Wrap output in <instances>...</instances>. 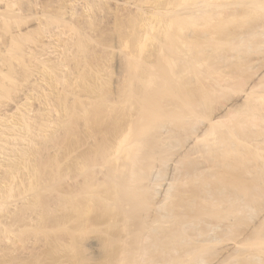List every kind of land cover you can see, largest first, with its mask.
<instances>
[{"label": "bare ground", "instance_id": "bare-ground-1", "mask_svg": "<svg viewBox=\"0 0 264 264\" xmlns=\"http://www.w3.org/2000/svg\"><path fill=\"white\" fill-rule=\"evenodd\" d=\"M21 1L0 0V30L1 28L3 30L1 34H4L6 29L15 30L13 27L16 28L18 23L21 26L29 21V25L36 24L32 26L35 30L40 29V35L47 30H50L49 35H52L50 32L53 33V30L49 28L55 25H51L61 23L64 18L62 14L59 16L53 14L55 17L52 14H46L48 10H44V7L46 8V5H42L44 1L31 0L30 3L33 2L31 7L35 6V12H37L31 17L32 19L35 17L34 22L32 19L25 21L26 16H29L25 11L28 7L25 6L27 8L24 9L22 4L25 1ZM94 1L96 2L93 0V3ZM146 1L149 2V0ZM151 1L154 2L155 7L152 3L154 9L148 10L152 12L154 20L152 17L149 18V14H146L147 17L138 14L134 18L129 15L131 19L127 18L128 21L124 22L117 19L119 26L116 22V29L119 28L118 32L117 30L115 32L122 33L120 36L125 37L122 45L127 49L130 43L132 45L131 47L129 45L128 51L126 50L127 54L125 52L128 59L127 63L124 62L126 68H123L127 69L125 70L127 74H124L126 77H121L122 82L118 83L119 88L115 84V88L117 87L115 93L110 91V79L108 82L107 78L105 80L101 78L106 68L110 69L106 67L108 57H100L103 59H101L103 63L100 64V66L104 64L102 67L98 65L99 63H94L97 59L96 61H93L94 58L91 60L90 45L95 38L83 33L84 31L82 32L79 27L81 31L75 28L77 38L73 34L72 37L65 36L64 39L62 31L69 29L64 28L63 23L61 31L63 39L58 34V39L63 40V44L60 41L63 46L61 47L62 52H59L54 62L50 61V63L53 62L51 64L39 57L44 64L39 66L37 71L43 80H47V85L53 90L57 91L59 85H62L64 93H56L55 99L44 97L43 99L47 100L43 103L47 104L48 112L43 110L47 113L35 116L36 118L28 116L29 113L24 112L27 109L19 111L16 120L12 117L16 116L13 115L14 113L12 115L7 112L0 114V158L3 157L6 161L2 163L4 172L0 174V234H4L7 239L9 235L14 236L15 232L19 233L16 236H20V239L24 236L23 240L26 239L27 234L31 235L27 233V228L24 231L13 230L15 222L9 221L13 213L8 208L13 204L10 203V199L17 195V190L20 188L15 186L19 184H14V180L18 173L25 169L27 170V174L24 173L26 177H22L21 173L19 177L21 175L23 180L25 179L22 181L23 185L25 184L24 191L27 190V193L34 197L29 199L33 202L30 201L28 209L35 208L39 214V220L43 221V225L36 223L37 232H42L40 234H46V232L48 234L50 231L48 236L53 233L59 235L64 229H68V223L72 224V219L67 220L70 214H74L76 218L73 220L77 219L75 222H79L73 234H76V231L86 233L90 229L87 225L94 221V217L93 221H90L89 216L95 208L104 207L105 209L107 207L106 211L110 209L112 217L113 215L116 217L118 213L114 210L120 211V216L118 214L117 217L121 219L123 215L122 220L119 219L122 224L120 221L118 223L124 226L119 230L122 229L123 232L120 231L125 234L120 235L117 230L120 237H115L114 233V236L109 238L111 241L108 239L110 243L107 239L105 242L102 240L105 243L107 254L106 258L104 257L105 261L103 262L104 258L101 259L100 264H204L206 260L208 261L206 254H216L215 244L225 241L219 231H222L223 235L224 232L237 233L241 230L239 228L245 220L250 221L249 219L253 217L257 204L264 198V0ZM147 2L145 4L143 1L146 7ZM97 3L89 4L92 7ZM27 5L31 8V4L27 3ZM137 6H139L138 2ZM91 7L90 9L86 7L89 13L94 10ZM96 7L93 8L97 10ZM21 12L26 15L20 16ZM23 19L24 21L21 22ZM89 19L90 17L86 22L90 21ZM13 22L15 24L12 27ZM91 22L88 26L91 25L90 28H93L95 22ZM18 30L22 31L20 27ZM18 30L15 31L16 33L10 32L11 35L5 31L7 34H4V39L0 35V42H4L2 39L5 40V36H10L9 39L6 38L11 46L9 50L11 54H9L13 60L21 61L24 59L23 47L29 41L27 38L29 32L27 35L25 33L29 30L24 31L23 35H18ZM65 30L63 32H66ZM67 32L69 34L72 31ZM67 32L63 35H67ZM58 33H60L59 30ZM34 34L37 35V32ZM39 37L36 36V38ZM6 41L4 43H7ZM56 46L55 44V48L58 47ZM143 52H147L145 57ZM8 56L5 61L10 65L11 58ZM2 74L0 71V78ZM108 75L111 76L110 73ZM6 78L11 79L9 76ZM41 80L39 82H42ZM77 80V84L81 82L82 86L79 84L77 88L81 87V91L86 90L88 94L90 93L88 98L90 97V100L94 98L95 104L92 101V105L86 104L83 102L84 99L79 97L82 93L76 94L77 88L75 89L76 82L74 81ZM0 91L2 94L6 92V87L1 81ZM70 95H74L73 97L79 95L75 97L78 100H69ZM53 100L54 103H52ZM72 123L78 128L80 126L82 133L84 127H90L93 132L85 129V133L89 132L92 138L93 133L96 134L98 131L96 129H99L97 132L99 135L100 129H105L108 124L109 129L104 131L109 132V136L108 134L103 135V141L97 142L96 147L94 142L91 143L92 146H87L86 153L83 152L84 154L75 158L77 163L74 167L77 170L73 173L77 172V175L75 173L77 177L74 175L79 182L78 186L74 185L77 189L76 191L72 189L73 192L71 190L70 193H67L68 191L63 193L58 190V186H62L61 184L67 177L66 171L71 167L64 170L61 166L62 162L55 161L56 159L50 161L51 158H47V162L44 159L45 162L42 159L41 161L35 159L41 155L42 146L50 147L51 143L58 142L59 138L62 139L60 135L64 137L67 135V139L70 136L77 137V132H79L81 136L80 130L73 127ZM104 125L105 127L100 128ZM85 133L79 137V139L84 137L83 142H85V137L89 136ZM79 139H77L78 142ZM201 178L202 182L199 181ZM66 179L69 180L70 177ZM42 183H47L46 189H51L53 194L58 190L57 196L53 198L56 194L54 196L50 194L52 198L49 197V199L44 196L41 189L44 186H41ZM178 183L179 186L181 184L179 188L182 189L178 188ZM193 185L194 188L200 187L198 188L200 192L190 190ZM57 206L64 209V212L71 213L66 216L67 213L64 214L61 210L60 216L57 215L58 211L54 214L57 209L60 210ZM4 211L6 215H10H7L9 218L6 216L7 222L1 220ZM23 211L25 212V209ZM102 211L106 212L103 209ZM23 214L26 215L22 212V216ZM105 214L110 218L109 214ZM60 217H63L65 224L69 221L66 224L67 227L60 221ZM113 218H111L112 221L118 219ZM17 219L20 220V218ZM134 219L138 223L132 226ZM22 220L24 219H21V222ZM117 221H114V224ZM44 222L53 225L52 227L44 225ZM118 223L117 225H120ZM85 224H87L86 227ZM256 228L254 236L247 235L242 240L239 239L240 241L225 245L222 248L225 258L221 255L222 258H219L218 264H227L228 261L230 264H240L238 261L240 256L247 261L251 258L252 263H255L253 259L260 263L264 257L260 254L264 253L261 251L264 248H262L264 246V224ZM110 229L112 230L111 227ZM108 232L105 234L111 237ZM55 238L59 239L57 235ZM115 244L117 248L113 246ZM64 245L61 246L64 247ZM66 245L64 248L59 245L57 249L53 247V251L50 250L48 254L51 257L48 256L55 260L51 259L53 261L50 262L46 254L43 260L47 259L48 262L45 263L46 261L43 260L40 262L60 264L62 260L65 261L64 264H87L81 255L82 251L79 250L80 245L76 244V241L66 242ZM97 245L96 242L91 243V247L99 251ZM100 250L101 253L104 249ZM58 258L61 259L58 260L59 263L56 261ZM242 261L241 263L244 264ZM1 264L4 263L1 262Z\"/></svg>", "mask_w": 264, "mask_h": 264}, {"label": "rangeland", "instance_id": "rangeland-1", "mask_svg": "<svg viewBox=\"0 0 264 264\" xmlns=\"http://www.w3.org/2000/svg\"><path fill=\"white\" fill-rule=\"evenodd\" d=\"M21 1V0H20ZM23 1V0H22ZM21 1V2H22ZM25 2H23V4L22 5H24V9H26L27 7V9L25 10L27 13L26 14H28L29 16H26L27 18H25V21L27 20H29V19H32L31 17L32 16H34V14H36V12H35V6H34V8H32L31 6H32V3H30L31 2V0H24ZM34 1V0H33ZM43 3H42V5L44 4V6L46 5V8L44 7V10H48L47 11V13L46 14H48L49 13V15L50 14H55L56 16H57V14H58V16L59 15H61L62 16V18L64 19H62V21H61V23L60 22H57V23H55V24H53V25H51V26H54V27H50L49 29H52L53 30V33H51L50 32V34H52V35H49V31L50 30H47V31H45L44 32V34L43 35H40L41 33H40V29L37 31V30H35L32 26H34V24H31L32 22H31V20H30V24L31 25H29V21H28V23H23V24H21V26L19 25V23L17 24V26H18V28L20 27V30L22 29V31H20L19 32V30H18V28H17V26H16V28H14L13 27V25L15 24L14 22H13V24H12V27H13V29H15V30H12L13 31V33L16 31V30H18V35H20V34H22L23 35V32L24 31H26V30H29V31H27L25 34L27 35V33H28V36H27V38H29V41H27V43H25V45H24V47H23V51H24V59H21V61L18 59V60H13L12 58H11V52L9 51V50H11V46H9V38H10V36H5V40H3L4 39V34H7V33H5V31L6 32H8V33H10V32H12V31H8L7 29L4 31V34H1V30H2V28H1V30H0V35H2L3 36V39H2V41H6V38H8L7 39V43H8V45H7V43H2V42H0V51H3V52H0V71L3 73L2 75H1V78H0V81L2 82V84L6 87V92H4L3 94H2V92L0 91V111L2 112V113H0V114H3V113H5V112H7V113H9L10 115H12L13 113V115H16V116H12V117H14L13 119L14 120H16L17 118V113H19V111L21 112V111H24L25 109H27V110H25L24 112H26V114H28V116H30V117H32V118H36V117H38V116H40V115H42V113H47L48 111H47V104L46 103H43L45 100H47V99H43L44 97L45 98H48V97H50V99L52 98H54V96L56 95V93H64V87L62 86V85H59V89L57 88V91L56 90H53L52 89V87L51 86H49V85H47L48 83H47V80L46 79H44L43 80V77L41 78V76H40V73L37 71L39 68V66H41V65H43L44 64V62H47L48 63V61H49V63H50V61H52L53 60V62L56 60L55 58H56V56H58L59 55V52H62V48L61 47H63L61 44H63V38L65 39V36H73V34L74 35H76V38H77V34L75 33V28L76 29H78V30H80V29H82V32L83 33H86V35H89V36H91L92 38H95V40L91 43V45H90V48H91V60H93L92 58H94V60L93 61H96V59H97V61L96 62H94L95 64L97 63H99L98 65L100 66V64L101 63H103V61L101 62V59L103 58V57H108V60L106 61V67H110V69L109 68H106V72H104L101 76V78L103 79V80H105L106 78H107V80H108V82H109V79H110V82H111V84H110V82H109V87L111 88H109L110 89V91H112V93H115L116 91H115V89H117V87H118V85L120 84L119 82H122L121 80H122V78L124 77V74L126 73V71L125 70H127V69H123L124 67L126 68V64L125 63H127V61H128V59L126 58L127 56H126V54H127V51L129 50V48L131 47V43L129 44L130 45V47H129V45H128V49L127 48H125L122 44H123V42H125V37L123 36V38H122V36H120L122 33H117L118 32V28L116 29V24L120 21V22H124V21H128V19L131 17H129V15H132L133 17L132 18H134V17H136V15L138 16V14H139V16H143V15H145L146 17H147V15L149 16V18L150 17H152V12H150L149 10H151L152 11V9L151 8H153L154 9V7H155V5H154V2H152L151 0H149V2L151 3H149V2H147L146 0H99V3H97L98 2V0H96V2L95 3H97L98 4V6H97V4H96V6H90V4L89 3H91V4H95V3H93V0H41ZM41 1H40V3H41ZM57 1V2H56ZM88 1H90L88 4H89V7H91L92 9H94V10H92L93 12H91L90 10V13L92 14H90L89 12H88V10L86 9V7L88 8V9H90L89 7H88V4H87V2ZM138 2V5L139 6H137V2ZM143 1H144V3L145 2H147V7H146V3L144 4L143 3ZM153 1H156V0H153ZM50 2V3H49ZM60 2V3H59ZM79 2V3H78ZM107 2H108V5H107ZM128 2V3H127ZM24 3H26V4H24ZM27 3L28 4H31L30 5V7L31 8H29V6L27 5ZM52 3V4H51ZM62 3V4H61ZM73 3V4H72ZM78 3V4H77ZM136 3V4H135ZM152 3H153V6L154 7H152ZM56 4V5H55ZM80 4H82V5H80ZM85 4V5H84ZM144 4V5H143ZM149 4V5H148ZM156 4V3H155ZM119 5V6H118ZM141 5L143 6V7H141ZM150 5H151V7H150ZM25 6H27V7H25ZM61 6H63V7H61ZM99 6H100V8H99ZM133 6V7H132ZM58 7H61V9L59 8V10H57V8ZM93 7H96L97 8V10H95V8H93ZM108 7V8H107ZM116 7H118V8H116ZM120 7V8H119ZM130 7V8H129ZM132 7V8H131ZM135 7V8H134ZM73 8V9H72ZM127 8V9H126ZM129 8V9H128ZM142 8H146L147 9V11H145L144 9H143V11H142ZM28 9H30V10H28ZM83 9V10H82ZM99 9V10H98ZM119 11H118V10ZM149 9V10H148ZM33 10V11H32ZM55 10H56V12H55ZM65 12H64V11ZM76 10V11H75ZM85 10H86V12H85ZM122 10V11H121ZM129 10V11H128ZM132 10V11H131ZM25 11H24V13H25ZM84 11V12H83ZM95 11V12H94ZM97 11V12H96ZM118 11V12H117ZM138 11H139V13H138ZM141 11L143 12L142 13V15L140 14L141 13ZM35 12V13H34ZM52 12V13H51ZM60 14H59V13ZM77 12V13H76ZM23 12H21V15L20 16H22V15H24V13L22 14ZM32 13V14H31ZM79 13V14H78ZM81 13H83V14H81ZM94 13V14H93ZM95 13H97V15L95 14ZM123 13V14H122ZM151 13V14H150ZM25 14V15H26ZM68 14V15H67ZM91 15V16H89V15ZM115 14H116V16H115ZM125 14H127V15H125ZM135 14V15H134ZM147 14V15H146ZM24 15V16H25ZM49 15H47V16H49ZM51 15V16H52ZM55 15H53L54 17H55ZM88 15V16H87ZM93 16V17H92ZM95 16V17H94ZM144 16V17H145ZM30 17V18H29ZM36 17H38V16H36ZM73 17V18H72ZM75 17V18H74ZM90 17V21H88V22H86V20H88V18ZM145 17V18H146ZM21 19H22V17H20ZM19 18V19H20ZM35 18V17H34ZM34 18L32 19V21L34 20ZM92 18V19H91ZM116 18V19H115ZM123 18H124V20H123ZM128 18V19H127ZM69 19V20H68ZM117 19H119V21L117 22ZM123 21H122V20ZM127 19V20H126ZM131 19V18H130ZM148 19V18H147ZM37 20V19H36ZM35 20V22H37ZM152 20H154L153 19V17H152ZM20 21V20H19ZM18 21V22H19ZM22 21H24V19L23 20H21V22ZM82 21V26H81V24H80V22ZM91 21H94L95 23V25H93V28H90V27H92L91 25H89L88 26V24H91V23H93V22H91ZM20 22V23H21ZM34 22V21H33ZM91 22V23H90ZM117 22V23H116ZM17 23V22H16ZM59 23L61 24V25H59ZM65 24V25H63V27L64 28H66V29H69V30H67V31H72L71 33H69L68 34V32H67V35L65 34V35H63L64 33H66V32H63L62 31V24ZM85 23V24H84ZM27 24V25H26ZM72 24V25H71ZM78 24V25H77ZM25 25V26H24ZM36 25V24H35ZM58 25V26H57ZM67 25V26H66ZM69 25V26H68ZM29 26V27H28ZM57 26V27H56ZM72 27V29H71V27ZM76 26H78V28L76 27ZM118 26H119V23H118ZM23 27V28H22ZM31 27V28H30ZM69 27V28H68ZM79 27H80V29H79ZM31 29V31L32 30H34V31H32V33H31V31H30V29ZM54 28V29H53ZM84 28V29H83ZM3 29H5V28H3ZM37 29V28H36ZM71 29V30H70ZM51 30V31H52ZM58 30H59V32L60 33H58ZM117 30V32H115ZM55 31H56V33H55ZM61 31H62V36H63V38H62V36H61ZM81 31V30H80ZM2 32H3V30H2ZM17 32V31H16ZM15 32V33H16ZM35 32H37V35H38V37H39V35H40V37L39 38H36V34H34ZM41 32H43V30H41ZM47 32V33H46ZM120 32V31H119ZM90 33V34H89ZM57 34V35H56ZM58 34L60 35L59 37L60 38H62V39H58ZM72 34V35H71ZM9 35H11V33L9 34ZM30 35V36H29ZM35 35V37H33ZM47 35V36H46ZM43 36V37H42ZM120 36V37H119ZM126 36V35H125ZM46 37V38H45ZM49 38V40H48V38ZM52 37V38H51ZM55 37V38H54ZM56 37H57V39H56ZM39 39V40H38ZM41 39V40H40ZM45 39V40H44ZM118 39V40H117ZM123 41H122V40ZM58 40V41H57ZM0 41H1V39H0ZM48 41H50V42H48ZM60 41L62 42L61 44H60ZM97 41V42H96ZM120 41H122V42H120ZM42 42H44V43H42ZM55 43L57 46V48H55V44H52V43ZM96 42V44H94ZM100 42V43H99ZM155 42V41H154ZM99 43V44H98ZM58 44H60V45H58ZM48 45V46H47ZM54 45V46H53ZM53 46V47H52ZM48 47V48H47ZM93 47V48H92ZM50 48H51V51H50ZM60 48V49H59ZM6 49V50H5ZM47 49V50H46ZM54 49V50H53ZM108 50V51H107ZM127 50V51H126ZM38 51H40V52H38ZM100 51H101V53H100ZM6 52V53H5ZM43 52V53H42ZM46 52V53H45ZM56 52V53H55ZM96 52V53H95ZM110 52V53H109ZM125 52H126V54H125ZM10 53V54H9ZM35 53V54H34ZM55 53V54H54ZM144 53V57H145V54H147V52H143ZM143 53H142V56H143ZM9 56H8V55ZM61 54V53H60ZM99 54V55H98ZM109 54H111V55H109ZM38 57H36V56ZM39 55V56H38ZM45 55V56H44ZM99 56V58H98V56ZM7 56H8V58L10 57L11 58V63H10V65H9V63H6V59H7ZM49 56V57H48ZM94 56V57H93ZM39 57L42 59L43 58V60H44V62H43V60H40L39 59ZM97 57V58H96ZM100 57H102L101 59H100ZM36 60H35V59ZM49 58H50V60H49ZM58 58V57H57ZM17 59V58H16ZM125 59H127V60H125ZM13 60V61H12ZM99 60V61H98ZM103 60V59H102ZM123 60H125V61H123ZM92 61V62H93ZM53 62H51V63H53ZM125 62V63H124ZM2 63H3V65H5V67H3V65H2ZM50 63V64H51ZM30 64V65H29ZM111 64V65H110ZM125 64V65H124ZM33 65V66H32ZM38 65V66H37ZM102 65H104V64H102ZM102 65L100 66V67H102ZM109 65V66H108ZM2 66V67H1ZM31 66V67H30ZM122 66V67H121ZM28 67V68H27ZM35 67H37V69L35 68ZM118 67L120 68V69H118ZM4 68V69H3ZM32 68H34V69H32V70H34L33 72H32V70L31 69ZM113 68V69H112ZM36 69V70H35ZM107 69L109 70V71H107ZM25 71V72H24ZM29 73H28V72ZM49 71V70H48ZM124 71V72H123ZM27 72V73H26ZM118 72V73H117ZM123 72V73H122ZM33 73V74H32ZM105 73H107V75L105 74ZM111 74V76L110 75H108V74ZM117 73V74H116ZM7 76H6V75ZM31 74V75H30ZM123 74V75H122ZM127 74V73H126ZM3 75H4V77H5V79H4V77H3ZM9 76V78H11V79H8V78H6V77H8ZM105 76V77H104ZM107 76V77H106ZM104 77V78H103ZM122 77V78H121ZM126 77V76H125ZM124 77V78H125ZM36 78V79H35ZM112 78V79H111ZM14 79V80H13ZM39 79V80H38ZM42 79V80H41ZM37 80V81H36ZM42 81V82H39V81ZM80 80V79H79ZM106 80V81H107ZM120 80V81H119ZM124 80V79H123ZM81 81V80H80ZM74 82H76V87H75V89L77 88V87H79V86H81V82H79V84H77V82H78V80L77 81H74ZM101 82H104V81H101ZM41 83H42V85H41ZM119 83V84H118ZM117 85V87L115 88V86ZM74 85V86H75ZM79 85V86H78ZM48 86V87H47ZM41 87H44V88H41ZM49 87H51V88H49ZM82 87V86H81ZM80 87V89L79 88H77L76 89V94L78 93L79 95H75V97L76 96H79L80 98H83L82 100H83V102H85L86 104H91L92 105V103H94L95 104V100H94V98L92 99L91 98V100L88 98V95L90 94H88L87 93V91L86 90H83V91H81V88ZM47 88H48V90H47ZM119 88V87H118ZM38 89V90H37ZM61 90V91H60ZM42 91V92H41ZM50 91H52V93H50ZM78 91V92H77ZM81 91V92H80ZM45 92V93H44ZM80 92V93H79ZM29 93V94H28ZM31 93V94H30ZM50 93V94H49ZM55 93V94H54ZM27 94V95H26ZM44 94V95H43ZM86 94V95H85ZM111 94V93H110ZM42 95V96H41ZM48 95V96H47ZM82 95H84V97L82 96ZM111 95H115V94H111ZM47 96V97H46ZM74 95H70V98H73V99H70L69 97H68V99L69 100H71V101H77L78 99H76L75 97H73ZM99 96H100V94H99ZM75 98V99H74ZM88 98V99H87ZM55 99V98H54ZM90 100V101H89ZM95 102H94V101ZM81 101V100H80ZM91 101H92V103H91ZM55 101L53 100V102L52 103H54ZM23 103V104H22ZM84 103V104H85ZM25 104V105H24ZM41 104V105H40ZM46 104V105H45ZM94 104H93V106H94ZM7 105H8V107H7ZM7 109H6V108ZM44 107L46 108V109H44ZM43 108V109H42ZM33 109V110H32ZM5 110V111H4ZM39 110H41V111H39ZM43 110H45V111H47V112H43ZM10 111H11V113H10ZM28 112V113H27ZM40 112H41V114H40ZM36 116V117H35ZM109 119V118H108ZM106 121H107V119H106ZM105 123V122H104ZM103 123V124H104ZM73 125V127H75V128H77L78 130H80V132H81V136H83V133H85V129H88L87 131H91L92 129L90 128V127H84L85 129H83L84 130V132L82 133V130H81V128H80V126H79V128L78 127H76L77 125H75L74 123H72ZM88 124V123H87ZM86 124V125H87ZM107 124V123H106ZM108 124H110L109 123V121H108ZM107 124V125H108ZM75 125V126H74ZM88 125H91V124H88ZM107 125H106V128H107ZM84 126H85V124H84ZM98 126V125H97ZM101 127H105V125L104 126H100V128ZM74 128V129H75ZM90 128V129H89ZM93 128V127H92ZM97 128H99V127H97ZM104 129V128H101L100 129V132L102 133H100L99 132V135H97V132L99 131V129H96V126L93 128L94 130L96 129V134L95 133H93V138L88 134L89 132H87V133H85L86 135L88 134L89 136H86L85 137V142H83V138L82 139H79V137H81L80 135H79V132H77L78 133V136L77 137H68L67 139H66V137H67V135H65V137H64V135H60V137H62V139L61 138H59L60 140H58V142H56V141H54L53 143H51L52 145H50V147L48 146H42V149L40 150L41 152H40V154L42 155H40V156H38V158H36L35 160L37 161V159H40L39 161H41V159L43 160H45L46 161V159L47 158H51L50 159V161L52 160L53 161V159L55 160V161H57V160H59L60 162H62L61 163V166L63 167V169L65 170L66 168L68 169L69 167H71L72 168V171H71V168H69L66 172H67V177L66 178H68V177H70V179L68 180V179H66L65 178V180H68L67 182L64 180V182L61 184V182L59 183V184H61L62 186H58V190L60 191V192H63V193H66L67 191V193H70L71 192V190L73 189V190H75L76 191V186H78L77 184L79 183V182H77V179H75L77 176V172H74L73 173V171L75 170H77V169H75V163H77V161H75V160H77V159H75V158H78V156L79 155H81V154H84L83 152H87L86 150H88V147L87 146H92L91 145V143H93V144H96V145H94L95 147L98 145L97 144V142L98 143H100L101 142V140L103 141V139H102V136L103 135H107L109 132H106V131H104V130H108L109 128H107V129ZM76 129V130H77ZM101 130H103V131H101ZM92 132H93V130H92ZM91 133V132H90ZM103 133H106V134H103ZM94 135H96V136H94ZM101 135V136H100ZM69 136V135H68ZM98 136V137H97ZM107 136H109V134L107 135ZM106 136V137H107ZM95 137H97V138H95ZM105 137V138H106ZM71 138H74V140L72 141L71 140ZM87 138H89V139H87ZM91 138V139H90ZM104 138V137H103ZM63 139H64V141H63ZM77 139H79V142L77 141ZM80 140H81V142H80ZM87 140V141H86ZM59 141H60V143H59ZM64 142V144H63V142ZM88 141H89V145H88ZM62 142V143H61ZM76 142H78V143H76ZM87 142V143H86ZM68 143V144H67ZM79 143H81V144H79ZM58 144H59V146H58ZM63 144V145H62ZM75 144H79V145H75ZM83 144H85L84 146H83ZM53 145H55V146H53ZM69 145V146H68ZM81 145V147H78V146H80ZM18 146V145H17ZM52 146V147H51ZM61 146H63V148L61 147ZM65 146H67V147H65ZM93 146V147H94ZM45 147V148H44ZM58 147H59V150H58ZM66 148H68V149H66ZM90 148V147H89ZM92 148V147H91ZM43 149H45V150H43ZM48 149V150H47ZM55 149H56V152H55ZM60 149H61V151H60ZM44 152H43V151ZM57 150H58V152H57ZM84 150V151H83ZM52 151V152H51ZM63 151H64V153H63ZM45 154V156H44V154ZM175 153H177V152H175ZM40 157V158H39ZM43 157V158H42ZM46 157V158H45ZM3 159V160H2ZM43 160V162H45ZM48 160V159H47ZM188 160V159H187ZM6 161H4V158L3 157H1L0 158V174L2 175V172H4V166H3V164L5 163ZM47 162V161H46ZM3 163V164H2ZM186 163H187V161H186ZM74 164V165H73ZM68 166V167H67ZM24 170V169H23ZM69 171V172H68ZM65 172V173H66ZM78 172H79V170H78ZM20 173L21 174H23L22 175V177L24 176V173H25V175L27 174V170L25 169V171H20ZM20 173H18V176H16L17 178L14 180V184H21L20 186L19 185H15L17 188L18 187H20L17 191H18V193H17V195H14V197H12L13 199H10V203L12 204V206H10V207H8V208H10L11 209V213H12V211H13V213H12V217H11V220L9 219V221L11 222L12 221V223L13 222H15V224H13V230H16V231H18L19 229H21V230H19V231H24L26 228H27V233L29 232V233H31V235L29 236V234H27L28 236H25V240H23L24 238V236H22V239H20V236H16V235H19V233L18 232H15L16 234L13 236L12 235V237H10L11 235H9L8 236V239H7V237L4 235V234H0V241H1V244H0V264H1V262L2 263H4V264H36V263H41V264H43L44 262H40V260L42 261L43 259H44V257L46 256V254H47V256L49 255L50 257H51V255L50 254H48L49 252H50V250H52L53 249V247H56L55 245H58L57 243H59V245L61 246H63V244H65L66 245V242L67 243H69L70 241H72L73 243L76 241V244L78 243L80 246V248L81 249H79L80 251H82L81 252V255L83 256V258L86 260L85 262L87 263V264H98L99 262L100 263H102V261H101V259L103 260V258L105 257L106 258V246H105V241H106V239H107V242L108 243H110V241H111V239H109V238H112L113 236H114V233H115V237H120V235H123V234H125V233H122L123 232V230L122 229H120L119 230V228L121 227H123L124 225H121L122 223H121V221L120 220H122V216H121V219L120 218H118L117 216H118V214H119V212L120 211H118V210H114V211H116V212H118L117 213V216L115 217V215H113V217L114 218H118V219H115V220H113L112 221V219L111 218H113L112 217V215H110V209H108L107 211L109 212H107L106 211V208L104 209V207L103 208H101V209H98V208H95L93 211V213H91L90 214V218H89V220L90 221H95V219H96V221H95V223H94V221H93V223L92 222H90V225H87L88 224V222H87V224H85V227H86V225H87V227L89 228L90 227V229H89V231L87 230V232L86 233H82V232H79V231H76V234H73V233H75V231H73V230H75V229H77V224H79V222L77 223V221L75 222V220H77V219H75V220H73L74 218H76V216L74 215V214H70L71 212H64V209H61L60 207H58L57 206V208H60V210H58L57 208V210H56V212H54V214H57V211H58V214L57 215H59L60 216V213L62 212V213H67L66 214V216L68 215V214H70V215H72V217L70 218L69 216H67L69 219H67V220H71V222H72V224L71 223H68L69 221H67V225H68V227H67V225L63 222V221H65L64 219H63V217L65 216V215H63V217L60 219V221L63 223V225H66V227L68 228V229H64V231L61 233L60 231V234L58 235V233H51L52 235H50V236H48L49 235V233H50V231H49V233L47 234V232H46V234H47V236H46V234L44 235V234H40V233H42V232H37V224L38 223H41L42 225H43V221L41 222V220H39V214H38V212H37V210L34 208H31L30 207V209H31V211L33 212H31L30 211V209H28V207L30 206L29 204L31 203L30 201H32L33 202V200H29V199H32V198H34L33 197V195L31 194L30 195V193H27V190H25L24 191V189H25V184L23 185V182L22 181H24L23 180V178L21 177V175H20V177L22 178H20L19 177V174ZM70 173H73L72 175H69ZM75 173H76V175H75ZM76 177H75V176ZM66 176V175H65ZM26 176H24V178H25ZM72 177L75 179H72ZM19 178V179H18ZM20 179H21V182H20ZM74 180V181H73ZM202 180V178L199 180V181H201ZM202 182V181H201ZM188 183H190V181L188 182ZM187 183V184H188ZM200 183V182H199ZM44 185V186H43ZM46 185V186H45ZM73 185V186H72ZM74 185H76L75 187H74ZM21 186H22V189H21ZM24 186V187H23ZM41 186H43V188H41L42 189V193H43V195L44 196H46L48 199H49V197H51V196H54L55 194V196L53 197V198H55L56 196H57V191H55L54 192V194H53V191H51V189L49 190V188H47L48 189V191H47V189H46V187H47V183L45 184V183H42V185ZM177 186H178V188L181 186V184H180V186H179V183L177 184ZM61 187V188H60ZM187 187H190V186H187ZM75 188V189H74ZM191 188V189H190ZM189 189L190 190H193L194 192L196 191V192H200V189H198V188H200V187H195L194 188V185H193V187L191 186ZM63 189V190H62ZM179 189H182V188H179ZM186 189H188V188H186ZM64 190H65V192H64ZM73 190H72V192H73ZM20 191V192H19ZM74 191V192H75ZM21 192H23V193H21ZM25 192H26V194H25ZM29 192V191H28ZM264 192V191H263ZM263 192H262V194H263ZM31 193H33V192H31ZM20 194V195H19ZM50 194H51V196H50ZM53 194V195H52ZM264 195V194H263ZM17 196V197H16ZM29 200H27V199ZM52 198V197H51ZM50 198V199H51ZM28 203V204H27ZM260 203V204H259ZM258 204H257V208H256V211L253 213V217L251 218V219H249L250 221H247V220H245V223L239 228V229H241V230H239V231H237V233H233V232H228V233H226V232H224L225 234L223 235L222 233V231H219L220 232V234H221V236L223 237L222 239L223 240H225V241H221V242H219V244H215V251H216V254H218V256L216 255V254H206L205 256H207L206 258L208 259V261L206 260V262H204V264H218V262H219V258H225L223 255L225 254L224 253V250L222 249L225 245H227L228 243H233L234 241H240V240H242L245 236H247V235H252V236H254L255 234H256V230H257V228L255 229V227H258V226H260L261 224H264V198H263V200L262 201H260ZM11 204H9V205H11ZM28 205V206H27ZM262 205V206H261ZM27 206V207H26ZM106 206V205H105ZM152 206V205H151ZM54 207V206H53ZM55 207H56V205H55ZM54 207V208H55ZM100 208V207H99ZM9 209V210H10ZM25 209V212L23 211ZM102 209L104 210V211H106L105 213H107V214H109L110 216V218H108V216L102 211ZM26 210H28V211H26ZM34 210V211H33ZM61 210H63V211H61ZM65 210H67V211H69L68 209H65ZM258 210V211H257ZM61 211V212H60ZM22 212L23 213H26V215H24L23 214V216H22ZM60 212V213H59ZM115 212V213H116ZM150 212V211H149ZM256 212H258L257 214H256ZM114 213V214H115ZM3 214V215H2ZM1 215V220L3 219V221L5 222V220H6V222H7V218H6V216L8 215H6V211H4V213H2ZM102 214V215H101ZM111 214H113V213H111ZM122 214V213H121ZM151 214V213H150ZM15 217H14V216ZM21 215V216H20ZM61 215V216H62ZM98 215V216H97ZM8 216H10V215H8ZM7 216V217H8ZM18 216V217H17ZM25 216V217H24ZM31 216V217H30ZM100 216V217H99ZM119 216H120V214H119ZM4 217H5V219H4ZM14 217V218H13ZM21 217H23V218H21ZM93 217H94V219H93ZM9 218V217H8ZM17 218H20V220L19 219H17ZM25 218H26V220H25ZM28 218V219H27ZM65 219H66V217H64ZM113 218V219H114ZM13 219V220H12ZM21 219H24V220H22L23 222H21ZM30 219V220H29ZM56 219V218H55ZM63 219V220H62ZM93 219V220H92ZM109 219H111V220H109ZM120 219V220H119ZM15 220V221H14ZM28 220V221H27ZM98 220V221H97ZM116 220H118L117 221V223L120 221V223H118V224H120V225H117V223H115L114 224V221H116ZM16 221H18V223L16 222ZM110 221H111V223H110ZM261 221V222H260ZM75 222V223H74ZM37 223V224H36ZM113 223V224H112ZM134 223V224H133ZM138 222H136L135 221V219L133 220V222H132V226H135V224H137ZM41 224H38V225H41ZM49 225V226H51L52 227V225L53 224H51V223H49V222H47V223H45L44 222V225ZM51 224V225H50ZM70 224V225H69ZM124 224V223H123ZM115 225V227H112V226H114ZM130 225V226H131ZM36 226V227H35ZM75 226V227H74ZM249 226V227H248ZM29 227V228H28ZM61 227H65V226H62L61 225ZM65 227V228H66ZM74 227V228H73ZM110 227L112 228V230L110 229ZM35 228V229H34ZM113 228H115L114 230H113ZM223 228H225V226L223 225ZM250 228V229H249ZM18 229V230H17ZM23 229V230H22ZM69 229H71V230H69ZM247 229H249L248 231H247ZM34 230H36L35 232H34ZM67 230H69V232L67 231ZM117 230H119L118 232H120V235H119V233L117 232ZM33 231V232H32ZM73 231V232H72ZM108 231H110V232H108L110 235H111V237L110 236H108L107 234H105V233H107ZM253 231H255V232H253ZM52 232V231H51ZM54 232V231H53ZM56 232V231H55ZM58 232V231H57ZM72 232V233H71ZM1 233V232H0ZM18 233V234H17ZM37 235H36V234ZM70 234V236H71V238H73L74 236V241H73V239L71 240V238H70V236H68V234ZM122 233V234H121ZM34 234V235H33ZM58 236V238L59 239H56L55 238V236L56 235ZM63 234H65V235H63ZM77 234H78V236H77ZM231 234V235H230ZM55 235V236H54ZM67 235V236H66ZM79 235H80V238H79ZM83 235V236H82ZM113 235V236H112ZM117 235V236H116ZM237 235V236H236ZM239 235V236H238ZM3 236V237H2ZM16 236V237H15ZM61 236V237H60ZM108 236V237H107ZM228 236V237H227ZM240 236L242 237V238H240ZM15 237V238H14ZM19 237V239H16V238H18ZM48 237V238H47ZM14 238V241L12 240ZM51 238V239H50ZM55 238V239H54ZM63 238V239H62ZM11 239V240H10ZM62 239V240H61ZM105 239V240H104ZM110 241H109V240ZM229 239V240H228ZM240 239V240H239ZM21 240H22V242H21ZM58 240V241H57ZM66 242H65V241ZM79 240V241H78ZM94 240V241H93ZM102 240L104 241V242H102ZM25 243H24V242ZM60 241V242H59ZM14 242V243H13ZM19 244H18V243ZM96 242V244H98L97 245V247H98V249H99V251H97V250H94L92 247H91V243H95ZM98 242V243H97ZM55 245H54V244ZM63 243V244H62ZM18 244V245H17ZM72 244V243H71ZM99 244H101V246L99 245ZM54 245V246H53ZM57 246L56 247V249L58 248V247H60V246ZM64 245V247H66ZM70 245V244H69ZM90 245V246H89ZM117 244H115V245H113L114 247H116L117 248V246H116ZM223 245V246H222ZM61 246V248H64V247H62ZM78 246V245H77ZM102 246H104V247H102ZM218 246V247H217ZM52 247V248H51ZM120 247V246H119ZM264 246H262V248H263ZM90 248H92V249H90ZM104 249V250H102L103 252H104V254H103V252H101L100 253V249ZM55 249V248H54ZM97 249V248H96ZM111 249H112V247H111ZM112 250H114V249H112ZM53 251V250H52ZM52 251H51V253H52ZM223 253H221V252ZM261 251H263L264 252V248H263V250L261 249ZM96 252V253H95ZM99 253V254H98ZM95 254H98V255H95ZM261 254V256H264L263 254L264 253H260ZM102 255H105V256H102ZM222 255V257H220ZM48 256V260L51 262V261H53V260H55V258L53 259V258H50ZM98 258H97V257ZM226 256V255H225ZM210 257V258H209ZM218 257V258H217ZM237 257H239V256H237ZM242 257L243 256H240L239 257V263L240 264H242L241 263V260H243L242 262H244V264H245V262L247 263V262H249V260L251 259V258H248V261H247V259L246 260H244L245 258H243L242 259ZM47 258V257H46ZM50 258V259H49ZM60 258H63V257H60ZM105 258H104V260H103V262L105 261ZM205 258V259H206ZM241 258V259H240ZM51 259H53V260H51ZM64 259V258H63ZM214 259H216V260H214ZM217 259H218V261H217ZM47 259H45V260H43V261H46ZM58 260H61V259H56V261H58ZM214 262H213V261ZM9 261V262H8ZM38 261V262H37ZM94 261V262H93ZM251 261V263L249 262V264H264V257H263V259H262V261L260 262V263H258V261H254V259H253V262H255V263H252V259L250 260ZM12 262H14V263H12ZM48 261H46L45 263H47ZM49 262V263H50ZM65 262V261H64ZM64 262L61 260L60 261V264L62 263V264H64ZM211 262V263H210ZM230 261H228L227 262V264H230L229 263ZM44 263V264H45ZM57 263H59V261L57 262ZM99 263V264H100ZM51 264V263H50ZM52 264H55L54 262L52 263Z\"/></svg>", "mask_w": 264, "mask_h": 264}]
</instances>
